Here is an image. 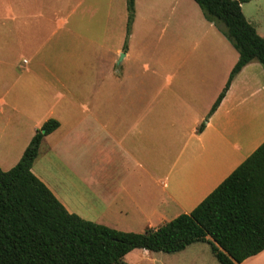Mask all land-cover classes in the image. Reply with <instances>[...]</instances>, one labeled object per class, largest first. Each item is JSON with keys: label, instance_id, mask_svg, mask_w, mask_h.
<instances>
[{"label": "rangeland", "instance_id": "rangeland-1", "mask_svg": "<svg viewBox=\"0 0 264 264\" xmlns=\"http://www.w3.org/2000/svg\"><path fill=\"white\" fill-rule=\"evenodd\" d=\"M192 5L197 8L192 0H134V16L127 35V0H0V99L18 107L16 113L6 110L0 115V155L9 151L15 158L22 157L23 146L28 145V129L38 122L57 116L65 123L73 119L72 115L74 121L88 120L83 106L90 98L89 75L97 70L104 78L110 67L112 82L123 83L130 90L128 102L137 105L143 95L145 119L159 123L155 130L163 138L160 157L168 155V149L164 150L166 140L174 134L178 137L174 149L179 152L186 142L179 139L178 133L182 127L189 131L190 116L206 118V95L194 94L200 87H194L193 81L185 77L175 76L169 59L174 55V46L177 57L185 55V43L197 35ZM6 9L19 18L2 19ZM241 9L264 39V0H250ZM40 23L44 24L42 28ZM29 25L31 28L25 30ZM213 27L209 45L187 49L188 63L197 65H186L185 61L178 74L200 72L205 58L210 57V47L222 54L223 67L236 62L238 53L225 37V29L222 25ZM126 53L128 59L124 58ZM171 74L173 78L168 83ZM117 89L114 86V94ZM212 94L209 91L208 101ZM69 102L75 104L74 112L69 110L74 107ZM14 131H21L23 139L11 143L9 133ZM47 143L50 142L41 145L32 170L56 188L58 179L66 184L70 175L60 176L59 165ZM11 167L2 165L1 169ZM128 255L126 264H218L210 246L202 243L171 255L143 250Z\"/></svg>", "mask_w": 264, "mask_h": 264}, {"label": "crops", "instance_id": "crops-1", "mask_svg": "<svg viewBox=\"0 0 264 264\" xmlns=\"http://www.w3.org/2000/svg\"><path fill=\"white\" fill-rule=\"evenodd\" d=\"M197 8L191 7L197 35L192 42L185 43V55L177 57L174 46V55L169 59L175 76L185 77L193 81L194 87H200L194 94L206 95L207 120L191 115L189 131L182 127L177 132L179 139L186 143L177 152L174 144L178 137L170 136L164 148L165 151L168 149V155L161 158L163 138L160 131L155 130L160 125L145 119V105L141 104L143 95L139 104L131 105L127 100L130 90L123 83L112 82L111 67L105 71L104 78L97 70L90 73V98L87 105H82L88 120L74 121L72 115V120L63 123L57 116L50 118L59 126L40 144L41 147L46 142L52 143H47L48 150L59 165L60 176L67 173L70 178L66 184L58 179L54 188L31 169L68 213L125 233L156 229L180 215L191 213L264 143V71L260 64L261 68L256 62L249 63L236 75L211 116H208L209 111L238 58L235 63L223 67L222 54L210 47V57L205 58L200 72L178 74L183 71L181 66L185 61L186 65H197L188 63L187 49L209 45L214 35L213 24L203 21ZM2 13V19L15 21L19 18L7 9ZM37 17L43 18L42 14ZM43 25L40 23L39 27ZM127 56L128 53L124 58L128 59ZM172 78V74L167 77L168 83ZM114 86L118 87L115 94ZM207 91L213 93L210 101ZM114 95H120V98H114ZM75 108L74 104L69 110L74 112ZM6 110L16 113L18 107L0 99V115ZM45 122H38L28 129L25 137L28 145ZM202 123L205 127L199 132ZM9 134L11 143L23 139L21 131ZM27 146H23L24 151ZM20 158L4 151L0 155V169L2 165L12 166L4 170L9 171ZM241 264H264V251Z\"/></svg>", "mask_w": 264, "mask_h": 264}, {"label": "trees", "instance_id": "trees-1", "mask_svg": "<svg viewBox=\"0 0 264 264\" xmlns=\"http://www.w3.org/2000/svg\"><path fill=\"white\" fill-rule=\"evenodd\" d=\"M192 1L207 22L223 26L238 53L211 116L246 65L257 62L264 71V39L242 13L250 0ZM127 9L129 35L134 0H127ZM58 126L53 119L45 122L19 162L0 169V264H126L134 250L171 255L196 243L208 244L218 264H241L264 251V143L191 213L143 233H125L68 213L32 174L42 140Z\"/></svg>", "mask_w": 264, "mask_h": 264}]
</instances>
